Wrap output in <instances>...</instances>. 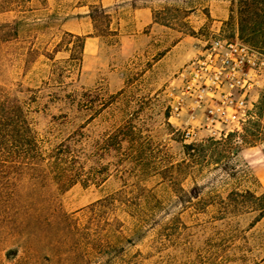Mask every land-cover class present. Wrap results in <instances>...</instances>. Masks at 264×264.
<instances>
[{
	"label": "rangeland",
	"instance_id": "1",
	"mask_svg": "<svg viewBox=\"0 0 264 264\" xmlns=\"http://www.w3.org/2000/svg\"><path fill=\"white\" fill-rule=\"evenodd\" d=\"M239 4L0 0V77L43 144H66L88 181L59 195L62 209L87 222L88 204L123 190L127 212L117 210L115 227L124 238L110 263L264 264V215L252 198L264 193V73L245 132L186 137L185 117H168L170 90L205 42L239 38L264 53L241 32ZM66 33L84 37L79 62Z\"/></svg>",
	"mask_w": 264,
	"mask_h": 264
},
{
	"label": "trees",
	"instance_id": "2",
	"mask_svg": "<svg viewBox=\"0 0 264 264\" xmlns=\"http://www.w3.org/2000/svg\"><path fill=\"white\" fill-rule=\"evenodd\" d=\"M239 3L241 32L264 44V0ZM66 34L77 42L74 58L79 62L84 37ZM0 36V42H4L3 30ZM242 130L245 132L246 126ZM259 134V123H254L248 136L255 141ZM247 138L245 135V142ZM192 149L193 145H187L185 152L189 154ZM76 162L66 144H43L26 109L12 94L9 81L0 77V264H93L102 247L107 250L103 253L107 261L103 262L114 264L110 263L112 256L118 258L113 255L114 248L124 238L115 227L119 222L117 210L127 212L121 200L123 190L88 204L83 209L87 222L65 212L59 195L76 182H88L80 173L83 167ZM252 198L260 209V218L264 215V193ZM106 213L111 216L105 217ZM96 217L104 223L100 230ZM51 231L58 234L56 239L48 235ZM35 244H41L42 249ZM43 249L46 252L40 253Z\"/></svg>",
	"mask_w": 264,
	"mask_h": 264
},
{
	"label": "built area",
	"instance_id": "3",
	"mask_svg": "<svg viewBox=\"0 0 264 264\" xmlns=\"http://www.w3.org/2000/svg\"><path fill=\"white\" fill-rule=\"evenodd\" d=\"M264 73V53L239 38H215L179 72L170 90L169 120L185 117L186 137L196 130L210 136L239 132L254 116L252 92Z\"/></svg>",
	"mask_w": 264,
	"mask_h": 264
}]
</instances>
